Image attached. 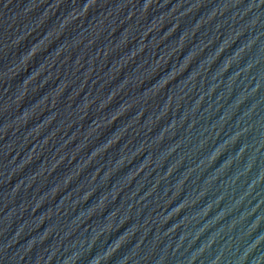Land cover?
I'll use <instances>...</instances> for the list:
<instances>
[{
    "label": "water",
    "instance_id": "1",
    "mask_svg": "<svg viewBox=\"0 0 264 264\" xmlns=\"http://www.w3.org/2000/svg\"><path fill=\"white\" fill-rule=\"evenodd\" d=\"M0 264H264V0H0Z\"/></svg>",
    "mask_w": 264,
    "mask_h": 264
}]
</instances>
